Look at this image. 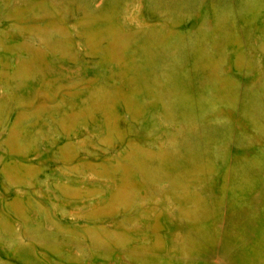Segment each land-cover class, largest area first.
<instances>
[{"label":"rangeland","instance_id":"1","mask_svg":"<svg viewBox=\"0 0 264 264\" xmlns=\"http://www.w3.org/2000/svg\"><path fill=\"white\" fill-rule=\"evenodd\" d=\"M0 264H264V0H0Z\"/></svg>","mask_w":264,"mask_h":264}]
</instances>
